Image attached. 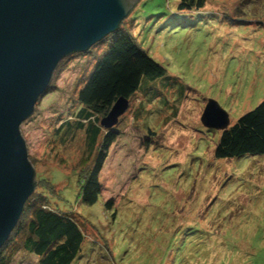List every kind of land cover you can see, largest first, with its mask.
Wrapping results in <instances>:
<instances>
[{
  "label": "rangeland",
  "instance_id": "rangeland-1",
  "mask_svg": "<svg viewBox=\"0 0 264 264\" xmlns=\"http://www.w3.org/2000/svg\"><path fill=\"white\" fill-rule=\"evenodd\" d=\"M214 1L228 10L206 8L191 24L172 26L178 0H138L123 21L122 32L166 69L153 87L169 103L154 101L140 124L131 118L139 101L128 105L99 174L95 205L77 198L83 133L64 146L51 133L77 109L73 88L83 59L91 69L107 43L72 58L21 125L35 180H50L58 206L83 221L86 262L78 264H264V156L214 160L219 137L201 123L208 102L217 103L231 125L264 100V0ZM107 201L112 210L105 209ZM197 225L206 227L207 242H187L181 234ZM198 250L204 255L197 259ZM23 257L12 264H36Z\"/></svg>",
  "mask_w": 264,
  "mask_h": 264
},
{
  "label": "trees",
  "instance_id": "trees-1",
  "mask_svg": "<svg viewBox=\"0 0 264 264\" xmlns=\"http://www.w3.org/2000/svg\"><path fill=\"white\" fill-rule=\"evenodd\" d=\"M206 8L228 10L227 4L214 0H178L171 24L176 26L191 24L192 21L195 23L205 16L203 13ZM121 25L95 45L107 43L104 52L96 58L91 69L87 68L91 64L90 61L83 59L73 88L77 109L70 111L69 117L59 119L60 125L51 133L52 139L60 146H64L77 133H83L85 164L75 175V180L77 198L88 207L95 205L101 197L99 174L109 147L122 133L115 128L118 124L111 129H103L100 121L120 98L125 99L128 105L139 101L131 111L132 124H140L142 114L149 117L153 113V107L149 105L154 101L164 107L169 103L162 92L153 87L155 82L165 79L166 69L139 46L132 34L122 32ZM84 54H89V51L68 56L60 62L50 85L36 106L44 95L54 89L55 79L67 63L72 58ZM140 93L145 94L146 98ZM203 128L219 137L213 150V158L216 161L264 156V100L224 131H215L204 126ZM145 134L148 137L154 136L150 128H145ZM143 142L148 146L151 144ZM53 189L54 185L50 180H44L42 184L35 180L33 195L25 204L14 231L0 249V264H12L18 255H24V259L35 258L36 264H78L80 260H84L81 255L82 247L88 239L83 221L74 212L63 211L58 206ZM104 207L112 210L113 202H105ZM205 228L202 225L188 226L185 233L181 234L185 235L187 242L201 237L202 241L207 242L204 237L208 235L204 231ZM207 246H204L206 251ZM202 253L198 250L192 255L198 259L204 255Z\"/></svg>",
  "mask_w": 264,
  "mask_h": 264
},
{
  "label": "water",
  "instance_id": "water-1",
  "mask_svg": "<svg viewBox=\"0 0 264 264\" xmlns=\"http://www.w3.org/2000/svg\"><path fill=\"white\" fill-rule=\"evenodd\" d=\"M138 0H0V249L35 191L21 125L34 113L60 62L116 31ZM120 98L100 121L111 129L127 111ZM227 114L208 102L204 127L224 131Z\"/></svg>",
  "mask_w": 264,
  "mask_h": 264
}]
</instances>
